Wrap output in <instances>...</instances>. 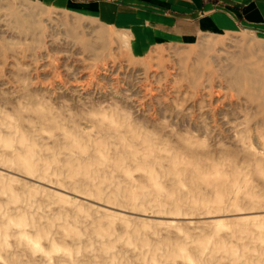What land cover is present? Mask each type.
Wrapping results in <instances>:
<instances>
[{
	"label": "rangeland",
	"instance_id": "374dc122",
	"mask_svg": "<svg viewBox=\"0 0 264 264\" xmlns=\"http://www.w3.org/2000/svg\"><path fill=\"white\" fill-rule=\"evenodd\" d=\"M177 1L0 0V264H264V0Z\"/></svg>",
	"mask_w": 264,
	"mask_h": 264
},
{
	"label": "crops",
	"instance_id": "0c3cea01",
	"mask_svg": "<svg viewBox=\"0 0 264 264\" xmlns=\"http://www.w3.org/2000/svg\"><path fill=\"white\" fill-rule=\"evenodd\" d=\"M175 3L178 2L177 0H173ZM191 3H193L194 5H202L204 2L205 3H212L213 1L212 0H189ZM251 4H260V5H263L262 2L260 1H250ZM249 2V3H250Z\"/></svg>",
	"mask_w": 264,
	"mask_h": 264
}]
</instances>
